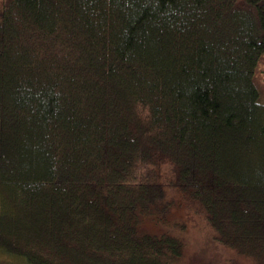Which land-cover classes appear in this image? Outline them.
Segmentation results:
<instances>
[{"label":"trees","instance_id":"trees-1","mask_svg":"<svg viewBox=\"0 0 264 264\" xmlns=\"http://www.w3.org/2000/svg\"><path fill=\"white\" fill-rule=\"evenodd\" d=\"M199 216L264 264V0H0V251L186 264Z\"/></svg>","mask_w":264,"mask_h":264},{"label":"rangeland","instance_id":"rangeland-1","mask_svg":"<svg viewBox=\"0 0 264 264\" xmlns=\"http://www.w3.org/2000/svg\"><path fill=\"white\" fill-rule=\"evenodd\" d=\"M183 234L186 264H251L250 260L234 253L216 241L208 224L202 217L192 223ZM23 257L11 256L0 251V264H20Z\"/></svg>","mask_w":264,"mask_h":264}]
</instances>
